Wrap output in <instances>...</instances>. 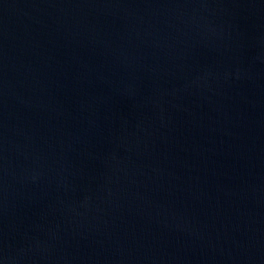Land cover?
<instances>
[{
    "label": "water",
    "instance_id": "95a60500",
    "mask_svg": "<svg viewBox=\"0 0 264 264\" xmlns=\"http://www.w3.org/2000/svg\"><path fill=\"white\" fill-rule=\"evenodd\" d=\"M0 264H264V0H0Z\"/></svg>",
    "mask_w": 264,
    "mask_h": 264
}]
</instances>
